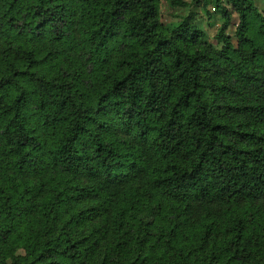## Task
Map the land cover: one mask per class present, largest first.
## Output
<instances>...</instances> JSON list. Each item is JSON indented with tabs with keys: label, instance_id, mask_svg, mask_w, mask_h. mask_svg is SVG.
Segmentation results:
<instances>
[{
	"label": "trees",
	"instance_id": "16d2710c",
	"mask_svg": "<svg viewBox=\"0 0 264 264\" xmlns=\"http://www.w3.org/2000/svg\"><path fill=\"white\" fill-rule=\"evenodd\" d=\"M187 6L0 0V264H264V12Z\"/></svg>",
	"mask_w": 264,
	"mask_h": 264
},
{
	"label": "rangeland",
	"instance_id": "374dc122",
	"mask_svg": "<svg viewBox=\"0 0 264 264\" xmlns=\"http://www.w3.org/2000/svg\"><path fill=\"white\" fill-rule=\"evenodd\" d=\"M186 1L189 3V6H187L185 9L180 10L179 13L187 14L189 12V9L191 8V4L194 0H186ZM256 3L259 6V8L264 12V0H256ZM194 10L197 12L196 17L203 23L204 27L207 29L210 35L213 36L216 33L217 29L219 28V25L222 23L221 16L219 14H216L212 18H209L203 8L194 6ZM172 14H173L172 10L170 11L166 10L162 14L163 21L168 22L177 19V17H175V15ZM233 30L234 29L232 28L229 31L233 33Z\"/></svg>",
	"mask_w": 264,
	"mask_h": 264
}]
</instances>
